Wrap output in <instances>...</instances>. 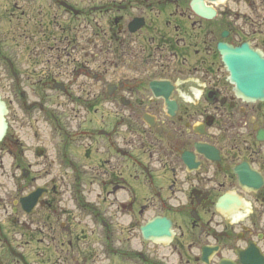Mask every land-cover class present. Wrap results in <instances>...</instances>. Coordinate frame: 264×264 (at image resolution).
<instances>
[{
    "label": "flooded vegetation",
    "instance_id": "flooded-vegetation-1",
    "mask_svg": "<svg viewBox=\"0 0 264 264\" xmlns=\"http://www.w3.org/2000/svg\"><path fill=\"white\" fill-rule=\"evenodd\" d=\"M172 54L179 56L176 52ZM202 73L208 78L203 88L207 104L202 111L191 112L180 106V117L177 114L175 119H158L157 124L162 126L160 133L154 129L148 130L138 123L135 130L138 136V154L133 158L132 165L127 164V159H130L132 154L119 153L118 146L126 143L125 136L120 133L121 124L118 123L117 127L112 125L105 165L90 167L88 170L91 172V178L102 179L98 185L105 191L107 199L113 197V204L118 202L122 209L136 218L138 228L142 222L157 215L174 222L176 234L170 246H152L140 238L138 253H135L139 264H173L175 257L180 264H205L202 251L209 246L216 248L217 253L211 256L208 264H221L223 259H230L234 264H239L235 257L236 249L246 248L252 242L253 236L264 239V213L237 222L216 212L218 199L228 191L236 192V195L251 201L252 204L264 205V195L253 197L240 193L237 178L233 173V168L242 162H248L264 173V152L260 148L257 149L256 136L251 133L250 126L260 111L235 98L228 84L218 78L219 69H202ZM186 88V85L177 87L176 95L181 101L183 98L180 93L186 91ZM153 105L155 104L151 102V106ZM157 107H151L149 110L156 113ZM196 115L203 121L204 134L199 136V140H192V122ZM230 116L231 121L228 118ZM224 129L231 130L232 134L223 146ZM200 141L216 146L220 158L218 162H212L196 154L200 168L197 172L190 173L182 165L180 153L192 151L194 144ZM76 169L79 171L81 167L76 166ZM77 180V186H80L81 177ZM119 193H124V196L118 197ZM110 231L107 229L109 241ZM65 233L68 236L73 235L72 231ZM0 242L8 244V239L2 233ZM242 242L246 244L240 247ZM66 243V246L63 242L61 246L56 247V250L63 254V258H66L73 248L78 251L72 242ZM159 248L170 251L160 254ZM1 249L7 252H0V264H10L7 257L9 253L15 254L12 247L4 245ZM114 253L125 259L127 257L126 252Z\"/></svg>",
    "mask_w": 264,
    "mask_h": 264
},
{
    "label": "rangeland",
    "instance_id": "rangeland-1",
    "mask_svg": "<svg viewBox=\"0 0 264 264\" xmlns=\"http://www.w3.org/2000/svg\"><path fill=\"white\" fill-rule=\"evenodd\" d=\"M12 0H2L0 1V15L3 16L5 6L7 7V4L10 3ZM18 3L19 6H22V10L24 13H26L27 18L21 17V19L13 20L10 23L8 21L0 20V53L11 59L14 62L15 68L19 71L21 75V81L25 84L24 88L31 90L34 88V86H37L36 78H33L31 76V72H34V69H39L38 66L42 67V56L37 57L35 55L36 52L35 48L37 47V44L39 43L38 40L40 39L41 35L40 33H34L32 32L34 25L37 23V25L40 23L39 19V12L42 8L49 5V1L44 0H14ZM93 1V0H92ZM104 1V0H103ZM121 1V0H117ZM126 2L127 0H122ZM255 1L256 5L259 9L264 6V0H250V3ZM94 3H99L98 0H95ZM132 5H134V9L132 10V16L138 15V0H133ZM93 6V3H87L84 2L81 4L82 9L84 11H87L90 9V7ZM245 3V0H228L226 3H224L222 6L219 7L220 12H226L230 14L231 12L233 15L238 17L239 22H254L257 21V18H261L264 20L262 15L254 14L253 11H251ZM57 14H59L60 21L63 23L64 21H68L69 17L66 15L63 11H58L54 9ZM62 16V18H61ZM36 17V19H35ZM91 18V17H90ZM18 20H21L20 22ZM20 23V24H19ZM28 23V24H27ZM19 24V25H18ZM22 24V25H21ZM27 24L26 28H23V26ZM82 26L86 27V24L84 22L81 23ZM22 27V28H21ZM17 28V29H16ZM21 28V29H20ZM15 29V32L12 30ZM82 34L85 35L84 29L82 30ZM86 36V35H85ZM32 38L33 41L27 40L26 38ZM138 36L131 37L132 43L129 45V49L133 50L132 55L125 56L124 60L121 61V65L115 62L113 65L112 62L110 65H108L109 69L107 77H104L102 74L103 70L101 67L97 69L98 63L99 65L102 64V62L99 60L97 62L96 59L93 60V68L94 73H98L101 77L102 83L98 84L96 82L91 81L85 78L77 79L72 82L70 77H64L62 79L67 87H69V91L71 92L69 94V97H63L60 95V98L57 99L55 94H52L50 92L47 93L49 97H52L49 99L48 104L54 107V102H62L63 105L66 104V108H64V111L60 114L59 117H62L63 119H73L78 120L83 117H89V112H92L98 105H101L100 100L103 98V101H105L103 90L104 85L110 81V82H117L120 78L124 77H133L138 75V45H137V38ZM29 42H34V45L36 46L34 48V53L32 52L31 48L32 46H29ZM43 51V46H42ZM44 54V52H42ZM78 58L81 57V54L79 53ZM1 61V60H0ZM95 62V63H94ZM123 62V63H122ZM5 64V63H4ZM38 65V66H35ZM102 66V65H101ZM9 70L7 68V65L4 66L3 62L0 63V92L3 96H5L6 99H11L14 95L13 92H11V78L8 76ZM68 80L69 83L67 82ZM104 83V84H103ZM98 84V85H97ZM33 95V94H32ZM43 95V94H42ZM128 98V96H126ZM34 100L35 97H32ZM118 101H105L103 102L104 110L106 112H112L114 110V113L122 112L118 106ZM116 104V107H115ZM119 105V104H118ZM53 109V108H52ZM10 114L8 115V120L10 122V134L15 135V138H17L21 143H24L25 146V158L21 162L24 165L19 168L17 166L18 164H14L13 160L5 156L4 159V165L7 167L5 169V172L0 173V176L3 175L2 178H0V189L3 191L4 197H6V194L9 191H13L14 198L15 196L18 198L25 194L27 192V188L25 187L32 183L33 177L37 179L35 183H33V186L41 185L46 181H50L51 179H56L57 181H61L65 188L63 189V203L68 207H74L72 204V200L70 199V189L71 186V171L67 167L63 161V154L60 150V143L58 144V136L56 135L55 130L53 129V122L51 123L50 115H48L45 119V121L40 122V114L35 115L33 119L27 116V113L24 111L23 106L21 107V102L19 104H12L10 106ZM125 114H129V112L124 111ZM59 117H56L57 120H59ZM93 118H98V116H92ZM38 119V123L34 120ZM100 119V117H99ZM49 122H48V121ZM51 124V126H50ZM39 147H43L45 149V155L42 158H39L36 155V151ZM73 151V150H72ZM70 153L71 157L78 160V156L72 152ZM81 151V150H80ZM1 152V151H0ZM0 154V159L2 158ZM98 156V157H97ZM98 158L96 160L95 158ZM101 156L94 154V157L88 160L86 157L82 156V164H96L99 162ZM1 164V163H0ZM31 168V174H30V180L26 181L21 175V170L27 169L29 170ZM45 171L48 173L46 175L49 176V178H46ZM61 176L63 178H61ZM49 199V197H48ZM93 199H97L96 197H93ZM6 203V202H4ZM101 203V201H100ZM63 204V205H64ZM5 205V204H4ZM75 210V207L73 208ZM15 219H20V221H23L24 217L18 216ZM11 217L10 214H5V211H0V225L2 229H12L11 227ZM124 224V223H123ZM126 225V223L124 224ZM129 225V222L127 223ZM15 229H19V227H16ZM174 264H176V261H174Z\"/></svg>",
    "mask_w": 264,
    "mask_h": 264
},
{
    "label": "water",
    "instance_id": "water-1",
    "mask_svg": "<svg viewBox=\"0 0 264 264\" xmlns=\"http://www.w3.org/2000/svg\"><path fill=\"white\" fill-rule=\"evenodd\" d=\"M206 2H215L217 0H194L193 7L197 13L205 15L207 18H211L214 15L212 9L205 6ZM223 49V48H222ZM224 51V61L228 69L232 73V78L235 82L240 84L245 94L249 96L253 95L251 91L255 90L254 86H264V62L259 59L258 56L252 54L247 48H243L242 51H234L226 48ZM264 92V87L262 88ZM5 109L0 104V140L3 138L6 126L3 119ZM155 224L151 226L154 229Z\"/></svg>",
    "mask_w": 264,
    "mask_h": 264
}]
</instances>
